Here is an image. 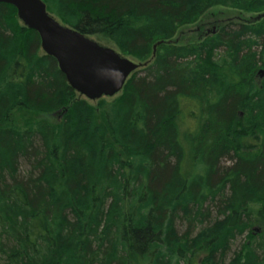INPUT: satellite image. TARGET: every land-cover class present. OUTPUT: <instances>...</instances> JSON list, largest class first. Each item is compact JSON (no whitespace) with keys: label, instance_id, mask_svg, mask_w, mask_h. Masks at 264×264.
I'll return each mask as SVG.
<instances>
[{"label":"trees","instance_id":"1","mask_svg":"<svg viewBox=\"0 0 264 264\" xmlns=\"http://www.w3.org/2000/svg\"><path fill=\"white\" fill-rule=\"evenodd\" d=\"M43 1L143 66L91 102L0 4V264H264V0ZM216 6L253 17L172 42Z\"/></svg>","mask_w":264,"mask_h":264},{"label":"water","instance_id":"2","mask_svg":"<svg viewBox=\"0 0 264 264\" xmlns=\"http://www.w3.org/2000/svg\"><path fill=\"white\" fill-rule=\"evenodd\" d=\"M0 4L15 8L23 25L38 33L42 51L56 60L69 86L90 101L116 97L143 66L63 25L43 0H0Z\"/></svg>","mask_w":264,"mask_h":264},{"label":"rangeland","instance_id":"3","mask_svg":"<svg viewBox=\"0 0 264 264\" xmlns=\"http://www.w3.org/2000/svg\"><path fill=\"white\" fill-rule=\"evenodd\" d=\"M252 17L253 15L250 13L239 11L230 6H216L210 9L207 13L203 14L196 23L181 27L172 42L176 45L195 43L214 34H219L222 29L229 31L232 28L235 30L239 25L249 22ZM90 38L104 47L112 48L119 52L117 46L103 36H90ZM222 55L223 51L218 54V57H221ZM127 58L135 61L130 57ZM263 75L264 70L258 73V77L260 78H263ZM140 76L143 75L140 74ZM91 102L95 103V101ZM43 117L44 115L32 114L23 111L13 113V120L18 125H23L24 122L26 123L28 120L37 121ZM223 163L226 164V166L230 165V161H224ZM210 213L212 217L211 221L208 222V220L207 223H204V225L198 224L194 229H192V237L196 236L203 226L206 227L207 224L215 221V218H217L216 210L210 208ZM178 230L181 234H185L188 230V226L183 223H179ZM244 240L245 237H240L234 242L231 253L227 257V263L233 257V253L240 249Z\"/></svg>","mask_w":264,"mask_h":264},{"label":"bare ground","instance_id":"4","mask_svg":"<svg viewBox=\"0 0 264 264\" xmlns=\"http://www.w3.org/2000/svg\"><path fill=\"white\" fill-rule=\"evenodd\" d=\"M155 46H157V45H155ZM155 46H154V47H155Z\"/></svg>","mask_w":264,"mask_h":264}]
</instances>
